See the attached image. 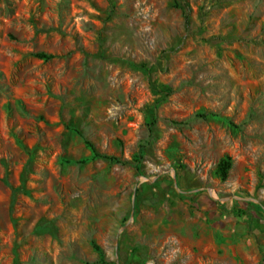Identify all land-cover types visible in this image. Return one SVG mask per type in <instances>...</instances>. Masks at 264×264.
I'll return each mask as SVG.
<instances>
[{
  "label": "rangeland",
  "instance_id": "obj_1",
  "mask_svg": "<svg viewBox=\"0 0 264 264\" xmlns=\"http://www.w3.org/2000/svg\"><path fill=\"white\" fill-rule=\"evenodd\" d=\"M263 215L264 0H0V264H264Z\"/></svg>",
  "mask_w": 264,
  "mask_h": 264
},
{
  "label": "trees",
  "instance_id": "obj_2",
  "mask_svg": "<svg viewBox=\"0 0 264 264\" xmlns=\"http://www.w3.org/2000/svg\"><path fill=\"white\" fill-rule=\"evenodd\" d=\"M184 22H185V24H188L187 16H185ZM34 55L36 57L43 58V59H49V58H51L53 56L51 54H45L43 52H35ZM200 115L203 116V114H200ZM101 157L116 160V158L114 156L102 155ZM229 167H230V159L228 157H224V158H221V159L218 160V162L216 164V171H217V175L219 176L220 179H225L226 178L227 170H228ZM255 209L256 210L258 209L257 206H255ZM263 217H264V215H263Z\"/></svg>",
  "mask_w": 264,
  "mask_h": 264
}]
</instances>
